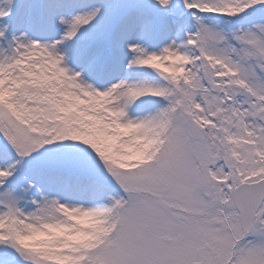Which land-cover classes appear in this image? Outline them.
<instances>
[{
    "label": "snow or ice",
    "instance_id": "1",
    "mask_svg": "<svg viewBox=\"0 0 264 264\" xmlns=\"http://www.w3.org/2000/svg\"><path fill=\"white\" fill-rule=\"evenodd\" d=\"M0 264H264V0H0Z\"/></svg>",
    "mask_w": 264,
    "mask_h": 264
}]
</instances>
